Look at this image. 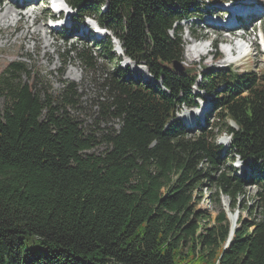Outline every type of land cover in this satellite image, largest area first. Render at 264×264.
I'll list each match as a JSON object with an SVG mask.
<instances>
[{
	"label": "trees",
	"instance_id": "trees-1",
	"mask_svg": "<svg viewBox=\"0 0 264 264\" xmlns=\"http://www.w3.org/2000/svg\"><path fill=\"white\" fill-rule=\"evenodd\" d=\"M200 1L66 0L155 80L140 83L118 63L104 75L98 119L118 129L102 136V155L87 154L98 142L67 110L73 85L48 92L21 63L0 74V264H264V75L208 71L205 124L192 135L174 118L196 105V76L171 67L182 61L180 23ZM95 45L113 59L109 40ZM78 55L95 68L85 48ZM236 158L258 175L238 176ZM204 185L220 208L211 227L196 210ZM251 186L254 203L227 245L221 199L233 211Z\"/></svg>",
	"mask_w": 264,
	"mask_h": 264
},
{
	"label": "rangeland",
	"instance_id": "rangeland-1",
	"mask_svg": "<svg viewBox=\"0 0 264 264\" xmlns=\"http://www.w3.org/2000/svg\"><path fill=\"white\" fill-rule=\"evenodd\" d=\"M36 1L37 0H33V2L29 4L31 6H27L24 9H16V7H13L10 4L8 6H11L12 9L7 7V11L10 12L9 19H7L6 22L0 23V26H9L8 29H2V33H0V74L9 64L21 63L23 64L26 73L30 74L32 77H36L38 81L40 80L48 92L57 94L63 88L73 85L76 89L77 95V98L75 99L76 105L74 108L67 110L70 115H72L80 124H82L85 134L93 136L98 142L95 143V145L87 152V154L102 155L106 151V145L101 143L102 136L109 133L111 129H118L117 121H100L98 119L99 114L97 112V102L102 100L105 94L100 88L104 75L107 72L113 71L116 64L118 63L120 68L126 69L129 72L128 76L130 75L131 78L138 80L140 83H153V78L144 64L133 63L129 61L124 62L122 60V51L120 52L121 49L119 50L120 45L115 39H113V34L111 31L106 29L107 31H105V35L107 38L110 37L108 40L110 41L113 49L112 60L106 57L103 50H100L91 39H80L77 34L75 36V32L73 30L70 32L71 29L79 24V21L75 20L73 17L69 23L66 22L65 25L62 26L63 31H61L59 28L62 34H58L55 32V30L48 28L46 26L45 13L39 8H35L33 6V3H36ZM9 2L13 4L14 1L0 0L1 4ZM230 2V0H201L200 3L202 4L198 8L199 11L195 12V14H193V16L190 17L188 21L180 23L182 33L178 34V38L180 39V44L182 47L181 67L185 69V72L191 70L194 71L193 73H196L195 76L197 78V85L202 79H204L202 74L208 73V71H216L217 73L224 72L223 66L226 65V63L223 65V62H225L227 59L226 55H223L222 52L220 53L219 49L217 48V50H212L211 54H194L192 61L190 60L191 62H188L189 59H186L188 56V50L186 47L192 43L189 34L194 33L197 37L203 35L209 37L210 39L217 37L224 41H228L229 38L227 34L223 32H220L221 35L218 33L215 35L214 31L202 28L203 24L198 23L199 21L195 20V18L198 17L195 15L202 14L203 19L207 17L214 18L217 17L218 14L228 15L225 10ZM243 3L244 6L248 5V7H259L262 10L264 9V0H245ZM30 10H34V15H36L35 20H33V16L31 17ZM15 11L28 14L27 23L28 25L32 26V28L38 29L42 40V45L46 48L47 52L51 56L50 60H47L42 56L41 53L35 50L34 42L32 40L27 39L25 41L19 42L14 41L15 36H10L12 40L7 38L8 32L15 30ZM263 18L264 17L261 19ZM258 24L259 23H256L255 26H258ZM251 30L252 28L248 30V33H250L246 42L248 45L250 44L249 40H252L253 45L257 40L255 37L256 34L251 32ZM65 32L68 34L64 35ZM92 32L93 31L90 33ZM15 34L17 35V33ZM171 36L173 35L171 34ZM107 38L105 40H107ZM20 43L22 44L21 47L19 46ZM117 44L119 45V48ZM256 47L257 45L254 47L252 46L246 57L242 58V60L240 59L241 61L237 60V62L234 63L236 65L229 68H231L237 74L254 72L256 75H264V52L260 48L255 49ZM82 48H85L93 61L96 63L94 69L87 68L80 59L78 54ZM201 56L205 58H201ZM217 57H219V59ZM37 58H39V60ZM193 73H191V76ZM215 84L217 85V83ZM220 90L221 88L215 89L214 91L216 92ZM192 95L196 105H193L191 108H180V111L176 115V119L181 122L185 129L188 128V130H190L188 132L193 135L196 134L197 129L204 124L203 121H201L202 117L197 114L196 116H199L200 120L198 117H193V121L188 123V121L184 119L185 112H190V114L193 113L195 115L197 110L201 107L202 109L205 108L206 113H208V117L212 113L211 107L213 106V103L211 101L212 96H208L202 90H198L196 86L192 87ZM2 108L3 103L0 101V110ZM210 119L212 120V117H210ZM218 142L225 144L223 140V134L219 136ZM223 157L226 158L227 155L225 154ZM243 173L253 175V173L249 170L243 172V169H239L237 171L238 176H241ZM200 192V196L198 195V191L195 192V196L201 197L200 201L196 205V210L203 211L210 215L211 221L209 223V227H211L216 225L220 208L215 201H210V193H213L214 189L210 190L207 185H204L202 188H200L199 193ZM255 192V187H246L245 194L239 198V207L235 208L233 211H231V208L229 207L228 199L225 197L221 199L222 210L225 211L226 218L228 220L229 234L231 227H234V231L239 228L240 225L238 220H240V218L243 220L247 217V214L243 208L245 206L253 205ZM232 217H235L234 226L232 225L231 221ZM226 247L227 245H225L224 249Z\"/></svg>",
	"mask_w": 264,
	"mask_h": 264
},
{
	"label": "bare ground",
	"instance_id": "bare-ground-1",
	"mask_svg": "<svg viewBox=\"0 0 264 264\" xmlns=\"http://www.w3.org/2000/svg\"><path fill=\"white\" fill-rule=\"evenodd\" d=\"M9 4L12 5L11 2L5 3V4H1L0 3V23L1 22H6V20L9 19L10 12L7 11V7L8 8L10 7V9H12L11 6H8ZM24 4H27L26 0H24ZM16 9H19V8L16 7ZM15 12H16L15 13V15H16V23L15 24L16 25L14 27L15 30L14 31H9L7 38H10V36L11 37L15 36V40L14 41H19V42L25 41L27 39L32 40L34 42L35 50H37L39 53H41L44 58H46L47 60H50L51 56L47 52L46 48L42 45V40H41V37L39 35L38 29L37 28H32V26L28 25V23H27L28 14L27 13L23 14V13H21L19 11H15ZM30 13H31V17L33 16V20H35L36 19V15H34V10H30ZM67 22H70V21L67 20ZM244 22H247V20L244 19L241 23H244ZM8 27H9L8 25L0 26V33H2V29H8ZM208 29L212 30L214 32H218V30H215L213 28H208ZM84 30L86 31L87 29L84 28ZM15 33H17V35ZM10 39L12 40V38H10ZM241 43L237 42V43L231 44L229 46H223L224 47L223 48V52L226 55V59H227L225 62H223V65L225 63L226 64L236 63L237 60H240V59L245 57L246 53L249 50L248 49L249 45L247 43L246 44H243V42H241ZM19 46L21 47L22 44L20 43ZM206 49H207V45L206 44H200V46H196L194 48V50L192 49V52L190 54H188L186 59L187 60L189 59L188 62H191L192 58L194 57L193 56L194 54H198L199 53V55H202V53H205ZM37 59L39 60V58H37ZM207 114L208 113H206L205 108L200 110V112L198 113V115H200L202 118H204L205 115H207ZM185 115H187V116H185ZM185 115H184V119L186 121H188V123L193 121V116H194L193 113L190 114L188 112V113H185ZM231 221H232V225L234 226L235 217H232Z\"/></svg>",
	"mask_w": 264,
	"mask_h": 264
},
{
	"label": "water",
	"instance_id": "water-1",
	"mask_svg": "<svg viewBox=\"0 0 264 264\" xmlns=\"http://www.w3.org/2000/svg\"><path fill=\"white\" fill-rule=\"evenodd\" d=\"M173 69H174L175 73L183 72V68L181 67V65L179 63H174Z\"/></svg>",
	"mask_w": 264,
	"mask_h": 264
}]
</instances>
